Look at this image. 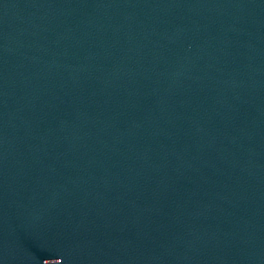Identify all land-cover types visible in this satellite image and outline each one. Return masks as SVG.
I'll return each mask as SVG.
<instances>
[{"label":"water","instance_id":"obj_1","mask_svg":"<svg viewBox=\"0 0 264 264\" xmlns=\"http://www.w3.org/2000/svg\"><path fill=\"white\" fill-rule=\"evenodd\" d=\"M0 264H264V0H0Z\"/></svg>","mask_w":264,"mask_h":264}]
</instances>
